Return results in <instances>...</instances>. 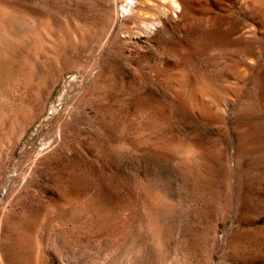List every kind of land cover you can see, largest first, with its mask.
Segmentation results:
<instances>
[{"label":"rangeland","instance_id":"1","mask_svg":"<svg viewBox=\"0 0 264 264\" xmlns=\"http://www.w3.org/2000/svg\"><path fill=\"white\" fill-rule=\"evenodd\" d=\"M0 264H264V0H0Z\"/></svg>","mask_w":264,"mask_h":264}]
</instances>
